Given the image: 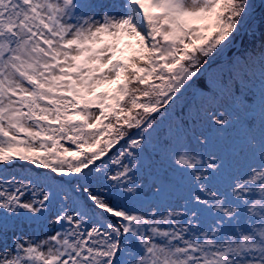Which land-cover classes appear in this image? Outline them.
I'll list each match as a JSON object with an SVG mask.
<instances>
[{
  "label": "snow or ice",
  "instance_id": "6c2138e0",
  "mask_svg": "<svg viewBox=\"0 0 264 264\" xmlns=\"http://www.w3.org/2000/svg\"><path fill=\"white\" fill-rule=\"evenodd\" d=\"M0 264H264V0H0Z\"/></svg>",
  "mask_w": 264,
  "mask_h": 264
}]
</instances>
